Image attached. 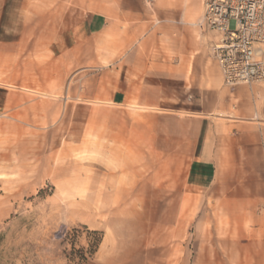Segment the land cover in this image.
I'll list each match as a JSON object with an SVG mask.
<instances>
[{
  "label": "rangeland",
  "instance_id": "obj_1",
  "mask_svg": "<svg viewBox=\"0 0 264 264\" xmlns=\"http://www.w3.org/2000/svg\"><path fill=\"white\" fill-rule=\"evenodd\" d=\"M99 3L32 0L23 47L0 48V264H174L210 229L203 199L181 193L179 146L89 97L114 93L122 53L99 49L98 83L71 60V14Z\"/></svg>",
  "mask_w": 264,
  "mask_h": 264
},
{
  "label": "crops",
  "instance_id": "obj_2",
  "mask_svg": "<svg viewBox=\"0 0 264 264\" xmlns=\"http://www.w3.org/2000/svg\"><path fill=\"white\" fill-rule=\"evenodd\" d=\"M97 1L71 14V60L98 83L109 39L122 53L114 93L89 97L147 114L187 162L181 193L207 210L210 229L198 228L194 251L174 264H264V86L224 84L202 0ZM31 2L0 0V48L23 47Z\"/></svg>",
  "mask_w": 264,
  "mask_h": 264
},
{
  "label": "built area",
  "instance_id": "obj_3",
  "mask_svg": "<svg viewBox=\"0 0 264 264\" xmlns=\"http://www.w3.org/2000/svg\"><path fill=\"white\" fill-rule=\"evenodd\" d=\"M203 22L227 87L264 82V0H204Z\"/></svg>",
  "mask_w": 264,
  "mask_h": 264
},
{
  "label": "bare ground",
  "instance_id": "obj_4",
  "mask_svg": "<svg viewBox=\"0 0 264 264\" xmlns=\"http://www.w3.org/2000/svg\"><path fill=\"white\" fill-rule=\"evenodd\" d=\"M213 32V31H212ZM218 38H219V35L217 36V38H216V42L218 41Z\"/></svg>",
  "mask_w": 264,
  "mask_h": 264
}]
</instances>
